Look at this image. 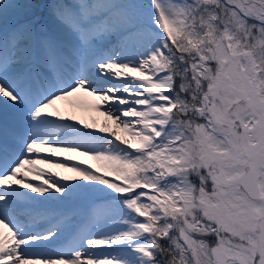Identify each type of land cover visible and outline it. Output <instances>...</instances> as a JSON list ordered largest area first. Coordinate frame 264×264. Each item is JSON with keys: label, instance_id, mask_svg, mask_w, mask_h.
<instances>
[{"label": "snow or ice", "instance_id": "snow-or-ice-1", "mask_svg": "<svg viewBox=\"0 0 264 264\" xmlns=\"http://www.w3.org/2000/svg\"><path fill=\"white\" fill-rule=\"evenodd\" d=\"M0 264H264V0H0Z\"/></svg>", "mask_w": 264, "mask_h": 264}, {"label": "bare ground", "instance_id": "bare-ground-1", "mask_svg": "<svg viewBox=\"0 0 264 264\" xmlns=\"http://www.w3.org/2000/svg\"><path fill=\"white\" fill-rule=\"evenodd\" d=\"M57 107L61 109V111L66 115H75L77 118H87V113L79 107L70 108L66 103L58 104ZM96 119L100 122H103V117L97 116ZM91 162V161H90ZM93 167H96L95 163H92Z\"/></svg>", "mask_w": 264, "mask_h": 264}]
</instances>
